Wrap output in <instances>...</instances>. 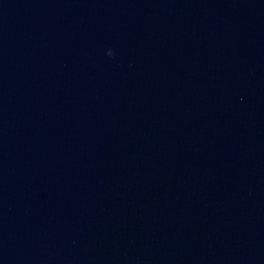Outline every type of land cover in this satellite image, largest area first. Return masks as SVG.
I'll return each instance as SVG.
<instances>
[{
	"label": "water",
	"instance_id": "obj_1",
	"mask_svg": "<svg viewBox=\"0 0 264 264\" xmlns=\"http://www.w3.org/2000/svg\"><path fill=\"white\" fill-rule=\"evenodd\" d=\"M0 264H264V0H0Z\"/></svg>",
	"mask_w": 264,
	"mask_h": 264
}]
</instances>
